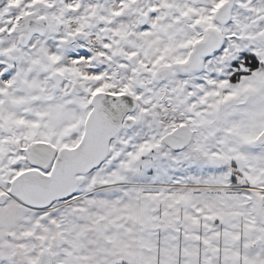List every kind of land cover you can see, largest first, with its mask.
I'll use <instances>...</instances> for the list:
<instances>
[{
    "label": "snow or ice",
    "instance_id": "obj_1",
    "mask_svg": "<svg viewBox=\"0 0 264 264\" xmlns=\"http://www.w3.org/2000/svg\"><path fill=\"white\" fill-rule=\"evenodd\" d=\"M0 264H264V0H0Z\"/></svg>",
    "mask_w": 264,
    "mask_h": 264
}]
</instances>
